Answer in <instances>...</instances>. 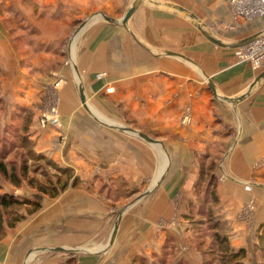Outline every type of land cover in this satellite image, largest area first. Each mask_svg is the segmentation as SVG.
I'll use <instances>...</instances> for the list:
<instances>
[{
  "label": "crops",
  "instance_id": "1",
  "mask_svg": "<svg viewBox=\"0 0 264 264\" xmlns=\"http://www.w3.org/2000/svg\"><path fill=\"white\" fill-rule=\"evenodd\" d=\"M132 1L100 0L108 20L88 22L52 72L59 128L36 125L32 104L12 107L23 120L33 114L36 151L73 169L83 187L49 204V233H16L11 241L8 233L0 264H202L187 216L200 200V159L215 149L216 180L206 187L219 201L212 210L231 246L245 250L243 264H264V79L249 90L261 72L238 59L264 18L235 20L225 0H141L123 26ZM116 6L121 14L110 15ZM1 42L5 78L9 68L32 84ZM209 85L220 97L245 98L221 101ZM251 199L246 221L241 210ZM28 238L37 243L33 253Z\"/></svg>",
  "mask_w": 264,
  "mask_h": 264
},
{
  "label": "rangeland",
  "instance_id": "2",
  "mask_svg": "<svg viewBox=\"0 0 264 264\" xmlns=\"http://www.w3.org/2000/svg\"><path fill=\"white\" fill-rule=\"evenodd\" d=\"M102 5L100 0H0V43L5 39L10 43L16 54L15 57L19 59L17 64L25 67L33 82L31 84L29 78L26 82L22 81L23 78H17L15 72L9 68L8 76L5 78L0 61V160L6 164L8 173L10 171L16 173L17 179L13 181L9 176L0 177V193L13 195L38 206L34 208L26 205L19 208L18 212L24 218L13 228L6 225L13 218L10 212L7 215L2 214L5 225L0 234V242L8 241V233H14L9 241L16 237V233H49L48 227L51 221L48 220L46 214L49 204H52L54 199L66 190L83 187L80 186L79 178L73 169L61 167L48 155L36 151L30 130L33 124V114L31 113L29 118L23 120L18 110L13 112L11 109L20 107L23 101L32 104L33 108L38 110V121L40 113L46 106L58 104L54 91L55 85H50L53 80L51 79L52 72L58 71L68 61L73 42L85 32L84 28L88 22L96 18L102 21V15L108 17L103 7L101 9ZM105 8L108 7H104V10ZM113 12L121 14L122 10L116 6L115 10H110L108 13L111 15ZM4 54L8 57V52ZM10 63L12 66L16 64ZM24 83L27 88L22 87ZM217 98L224 101L220 97ZM183 118L180 119V124L188 125L189 123L182 124ZM62 140L63 136L56 143L60 144ZM215 150L213 158L200 159L203 175L200 178L198 192L201 201L205 199L206 205H203L202 210L200 209L199 216H197L198 211L194 208L190 209L189 214L193 215V219L202 222L196 228L198 231L194 233H212L210 226L214 222L219 223V229H222L219 218L212 210L219 201L217 199L216 205L209 204L211 194L208 195L206 189L215 166L217 167L220 161L217 149ZM62 171L66 172L62 173ZM214 179L216 180V176ZM53 185L58 192L56 195L48 189L54 187ZM254 210L255 201L251 199L243 206L241 216L246 218V221L251 220ZM187 225L188 230H191L192 223L189 220ZM111 227L112 221L108 230H111ZM221 233H224L223 229ZM202 237L201 242L204 246H200L201 250L199 248L201 253L212 243L206 235ZM17 238H19L18 234ZM48 242L52 241L47 240L46 243ZM26 245L32 246L31 253H33L37 243L31 242L28 238ZM45 255L39 253L36 259ZM164 262L166 264V260ZM201 262L203 264L202 255ZM167 264H173V259L170 258Z\"/></svg>",
  "mask_w": 264,
  "mask_h": 264
},
{
  "label": "trees",
  "instance_id": "3",
  "mask_svg": "<svg viewBox=\"0 0 264 264\" xmlns=\"http://www.w3.org/2000/svg\"><path fill=\"white\" fill-rule=\"evenodd\" d=\"M50 166H53V165L50 164ZM65 172L62 171V173H65ZM60 173H61V171H60ZM202 175L203 174L201 172L200 177H199V181L197 182L196 187H195V193L197 195H199V192H198L199 187L198 186L200 185L199 182L201 181L200 178L202 177ZM7 176H9L11 179H13V181L17 180L16 179V173L14 171H10V173H8V169H7L6 164L2 160H0V177H7ZM213 181H214V177L211 176L208 184H213ZM48 189H50L51 192H54L55 195L58 193L55 189V186L50 187ZM61 189H62V186H61ZM210 194H211L210 195L211 196V203L216 204L217 203V197L213 194V192H210ZM199 197H200V195H199ZM26 205L33 206L34 208L38 207L36 204H33L31 202H28V201L20 200L13 195L0 193V234L2 233V230H3L4 225H5L3 222L2 214L7 215L10 212V214L13 216V218L9 221V223L7 222L6 225L9 228H13L16 223H19L24 218L23 216H20L18 210H19V208L26 206ZM203 205H206V201L204 198L202 199V201H201V199L198 201V205L190 206V209L193 210V208H194V210L198 211L197 216H199L200 215V209L201 210L203 209ZM187 218L192 223L191 231H192L193 237L195 239V242L198 245V248H200L201 245L204 246L203 243L201 242V239L203 238L202 236L206 235L207 238L210 239L212 242L210 247H208L202 253L200 252L202 255V259H203V264H243V260L246 256L245 250L244 249H237L236 250L231 246V243L229 241V237L225 233H221L222 229L221 228L219 229V227H220L219 223H217V222L212 223V225L210 226V230L212 233H194L195 231H198L196 228H197V226L201 225L202 222L193 219L194 217L192 214H189V216H187ZM200 250H201V248H200Z\"/></svg>",
  "mask_w": 264,
  "mask_h": 264
},
{
  "label": "built area",
  "instance_id": "4",
  "mask_svg": "<svg viewBox=\"0 0 264 264\" xmlns=\"http://www.w3.org/2000/svg\"><path fill=\"white\" fill-rule=\"evenodd\" d=\"M230 7L233 19L251 20L254 18H264V0H225ZM238 59L246 62L251 69L256 72L264 71V29L253 35L239 49ZM111 88L106 92H111ZM190 119L185 116L182 124L189 123ZM40 128L60 127V116L55 105L46 106L38 117Z\"/></svg>",
  "mask_w": 264,
  "mask_h": 264
},
{
  "label": "water",
  "instance_id": "5",
  "mask_svg": "<svg viewBox=\"0 0 264 264\" xmlns=\"http://www.w3.org/2000/svg\"><path fill=\"white\" fill-rule=\"evenodd\" d=\"M141 0H133L132 3H131V6L129 7V9L126 11L125 15L123 16V18L120 20V23L123 25V26H126L129 18L131 17V15L133 14L135 8L137 7V5L139 4ZM102 18L108 20L107 17H105L104 15H102ZM166 55H169V56H174V57H179V58H184L182 55L180 54H177V53H171V52H167ZM264 79V71H262L258 76L257 78L254 80V83L250 86V89L251 90L257 83H259L261 80ZM210 86V85H209ZM210 89L212 90L214 96L216 97H220L217 95V93L215 92V90L213 89L212 86H210ZM222 99H224L225 101H229V102H232V103H235V102H239L241 100H243L245 98V96L241 97V98H237V99H229V98H225V97H220ZM81 101L84 103V98L82 97L81 98ZM127 132H130L134 135H136L137 137L149 142V143H157L156 141H154L153 139L147 137L146 135L142 134V133H138L134 130H131V129H126ZM126 209H123L120 214L118 215V217H120L121 213L124 212ZM117 231V224L115 225L114 227V230H113V233H112V241L114 240V237H115V233Z\"/></svg>",
  "mask_w": 264,
  "mask_h": 264
}]
</instances>
